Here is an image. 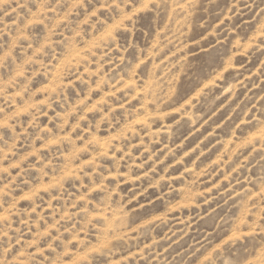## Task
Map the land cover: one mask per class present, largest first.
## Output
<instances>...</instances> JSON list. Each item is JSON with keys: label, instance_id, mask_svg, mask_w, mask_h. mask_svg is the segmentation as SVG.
I'll use <instances>...</instances> for the list:
<instances>
[{"label": "rangeland", "instance_id": "1", "mask_svg": "<svg viewBox=\"0 0 264 264\" xmlns=\"http://www.w3.org/2000/svg\"><path fill=\"white\" fill-rule=\"evenodd\" d=\"M0 264H264V0H0Z\"/></svg>", "mask_w": 264, "mask_h": 264}]
</instances>
